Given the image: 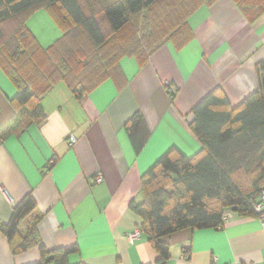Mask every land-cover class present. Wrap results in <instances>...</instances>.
Segmentation results:
<instances>
[{
  "label": "crops",
  "instance_id": "0c3cea01",
  "mask_svg": "<svg viewBox=\"0 0 264 264\" xmlns=\"http://www.w3.org/2000/svg\"><path fill=\"white\" fill-rule=\"evenodd\" d=\"M189 23L194 38L184 48L167 43L145 65L123 58L122 88L108 79L77 100L59 83L43 99L46 119L19 135L3 134L16 118L11 101L17 88L0 64L1 224L32 194L37 210L22 222L21 234L36 224L47 250L77 246L69 264L157 262L160 253L146 233L129 238L143 226L130 208L133 200H144L143 174L173 147L196 155L202 149L190 127L196 105L221 88L238 106L257 90L256 65L264 60V16L251 24L234 0L200 6ZM27 27L44 47L63 35L45 9L33 14ZM136 112L150 131L139 154L125 128ZM71 134L78 137L74 146L68 143ZM163 241L171 254L166 264H264V227L253 216L232 213L223 226L187 228ZM41 262L38 247L13 253L0 229V264Z\"/></svg>",
  "mask_w": 264,
  "mask_h": 264
},
{
  "label": "trees",
  "instance_id": "16d2710c",
  "mask_svg": "<svg viewBox=\"0 0 264 264\" xmlns=\"http://www.w3.org/2000/svg\"><path fill=\"white\" fill-rule=\"evenodd\" d=\"M216 0H0V64L15 84L11 103L16 118L3 134H21L43 122V99L65 83L77 100L108 79L119 88L126 79L120 62L134 57L140 65L167 43L182 49L194 38L190 16ZM254 24L264 16V0H234ZM49 11L63 35L44 47L27 27L37 11ZM257 90L232 106L221 88L209 93L193 110L191 130L202 149L188 157L173 147L142 176L144 200L130 208L143 219L141 229L160 253L155 264L170 258L167 237L187 228L223 226L225 212L256 217L251 198L264 188V60L256 65ZM136 152L150 131L141 112L126 123ZM56 160L49 164L53 166ZM51 167H47V170ZM37 210L32 194L13 209L0 229L13 253L38 247L42 262L69 264L77 246L53 251L41 243L32 224L22 222Z\"/></svg>",
  "mask_w": 264,
  "mask_h": 264
},
{
  "label": "built area",
  "instance_id": "2783aa9c",
  "mask_svg": "<svg viewBox=\"0 0 264 264\" xmlns=\"http://www.w3.org/2000/svg\"><path fill=\"white\" fill-rule=\"evenodd\" d=\"M167 86L169 87V92L171 94L174 93L175 91L174 87L171 86L170 83H167ZM77 142H78V137L75 134H71L68 138L69 145L74 146ZM102 180H103V177L101 174H99L96 177V182L100 183L102 182ZM251 205L253 207V211L256 217L259 219L262 226L264 227V188L260 192L253 195V197L251 198ZM232 213L233 212L231 211H228L225 213L224 218H223L224 223L228 221L229 218L232 217ZM142 231L143 230L140 227L136 228L132 233H130L129 238L131 240L139 238L142 234Z\"/></svg>",
  "mask_w": 264,
  "mask_h": 264
},
{
  "label": "rangeland",
  "instance_id": "374dc122",
  "mask_svg": "<svg viewBox=\"0 0 264 264\" xmlns=\"http://www.w3.org/2000/svg\"><path fill=\"white\" fill-rule=\"evenodd\" d=\"M62 36V35H61Z\"/></svg>",
  "mask_w": 264,
  "mask_h": 264
}]
</instances>
